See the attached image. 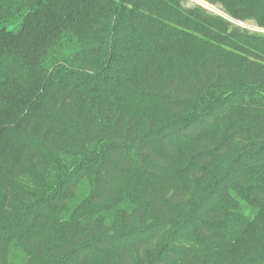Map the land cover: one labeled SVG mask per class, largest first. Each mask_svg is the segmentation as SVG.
I'll return each mask as SVG.
<instances>
[{
  "label": "trees",
  "instance_id": "trees-1",
  "mask_svg": "<svg viewBox=\"0 0 264 264\" xmlns=\"http://www.w3.org/2000/svg\"><path fill=\"white\" fill-rule=\"evenodd\" d=\"M263 83L200 5L0 0V264H264Z\"/></svg>",
  "mask_w": 264,
  "mask_h": 264
},
{
  "label": "rangeland",
  "instance_id": "rangeland-1",
  "mask_svg": "<svg viewBox=\"0 0 264 264\" xmlns=\"http://www.w3.org/2000/svg\"><path fill=\"white\" fill-rule=\"evenodd\" d=\"M263 1L264 0H261V3H263ZM184 4L187 6L200 5L213 13L227 18L233 23L234 27H238L242 30H247L252 34L264 35V26L262 25L260 18L237 20L232 17L231 13L225 8L224 5L220 3H213L209 0H184ZM257 85L260 86V90H264V83L263 85Z\"/></svg>",
  "mask_w": 264,
  "mask_h": 264
}]
</instances>
